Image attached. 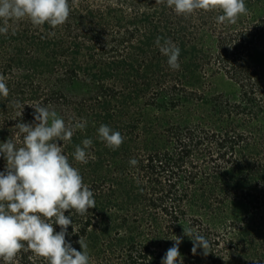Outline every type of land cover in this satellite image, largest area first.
I'll list each match as a JSON object with an SVG mask.
<instances>
[{"label":"trees","instance_id":"trees-1","mask_svg":"<svg viewBox=\"0 0 264 264\" xmlns=\"http://www.w3.org/2000/svg\"><path fill=\"white\" fill-rule=\"evenodd\" d=\"M69 3L63 26L25 19L0 34L10 90L0 96V143L21 146L15 125L34 124L37 104L66 124L86 121L58 141L96 201L83 216L65 212L75 228L66 241L82 251V237L90 264H161L175 236L183 264H264V0H245L236 24H218L219 11L185 18L156 0ZM157 37L180 48L179 70ZM215 78L231 91H212ZM101 124L124 136L119 149L99 140ZM85 138L93 144L81 164L72 153ZM184 227L209 240L207 255L192 254ZM13 264L48 261L21 251Z\"/></svg>","mask_w":264,"mask_h":264},{"label":"clouds","instance_id":"clouds-1","mask_svg":"<svg viewBox=\"0 0 264 264\" xmlns=\"http://www.w3.org/2000/svg\"><path fill=\"white\" fill-rule=\"evenodd\" d=\"M165 3L176 15L185 18L197 10L219 11L218 24H236L249 9L245 0H156ZM69 0H0V34L7 36L10 22L27 19L33 27L47 24L52 29L63 26L70 16ZM15 35V30L12 31ZM54 35L55 33H50ZM155 44L160 53L167 58L169 67L180 68V48L170 38L157 37ZM7 77L0 74V96H9ZM15 107L24 108L19 101ZM31 106V105H30ZM34 124L20 122L15 128L22 134L21 146L11 139L0 143V156L6 160L4 172H0V259L4 264H13L21 251H31L47 259L48 264H90L88 245L80 237L78 243L82 251L76 250L65 237L73 219L65 212L75 210L85 215L96 207L94 193L86 184L78 168L72 166L58 141L71 142L77 130L86 128V121L77 120L66 124L55 110L37 104ZM22 115V111L18 113ZM100 141L115 151L124 142V136L105 124L97 129ZM93 140L85 138L75 146L72 153L75 161L87 164ZM135 166L138 161H129ZM59 225L55 231L53 225ZM73 232L75 228L73 227ZM184 235L192 241V254L202 248L203 254L210 252V242L191 227H184ZM161 260V264H183L179 245L182 237L173 239Z\"/></svg>","mask_w":264,"mask_h":264},{"label":"rangeland","instance_id":"rangeland-1","mask_svg":"<svg viewBox=\"0 0 264 264\" xmlns=\"http://www.w3.org/2000/svg\"><path fill=\"white\" fill-rule=\"evenodd\" d=\"M231 91L230 84L226 82L223 78H215L212 81V91ZM91 263V262H90Z\"/></svg>","mask_w":264,"mask_h":264}]
</instances>
